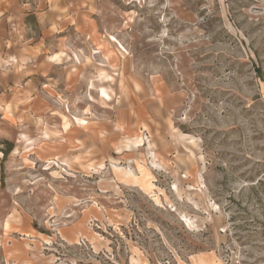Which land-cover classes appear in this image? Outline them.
<instances>
[{
	"label": "rangeland",
	"instance_id": "374dc122",
	"mask_svg": "<svg viewBox=\"0 0 264 264\" xmlns=\"http://www.w3.org/2000/svg\"><path fill=\"white\" fill-rule=\"evenodd\" d=\"M0 264H264V0H0Z\"/></svg>",
	"mask_w": 264,
	"mask_h": 264
},
{
	"label": "trees",
	"instance_id": "16d2710c",
	"mask_svg": "<svg viewBox=\"0 0 264 264\" xmlns=\"http://www.w3.org/2000/svg\"><path fill=\"white\" fill-rule=\"evenodd\" d=\"M7 144H8V143H7ZM11 150H12V149H11V147H10L7 151L4 152V155H5V156L8 155V154L11 152Z\"/></svg>",
	"mask_w": 264,
	"mask_h": 264
},
{
	"label": "bare ground",
	"instance_id": "6f19581e",
	"mask_svg": "<svg viewBox=\"0 0 264 264\" xmlns=\"http://www.w3.org/2000/svg\"><path fill=\"white\" fill-rule=\"evenodd\" d=\"M184 136H186V135H184ZM141 140V139H140ZM7 227V226H6Z\"/></svg>",
	"mask_w": 264,
	"mask_h": 264
}]
</instances>
